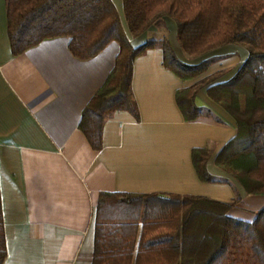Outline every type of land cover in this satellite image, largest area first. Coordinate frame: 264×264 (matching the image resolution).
I'll use <instances>...</instances> for the list:
<instances>
[{
  "label": "crops",
  "instance_id": "0c3cea01",
  "mask_svg": "<svg viewBox=\"0 0 264 264\" xmlns=\"http://www.w3.org/2000/svg\"><path fill=\"white\" fill-rule=\"evenodd\" d=\"M111 2L123 16L122 1ZM123 25L133 47L166 38L183 63L216 61L201 76L182 81L163 66L161 49L137 57L131 93L138 120L126 111L115 112L103 125L101 149L94 151L79 123L113 70L119 44L110 42L95 57L82 60L70 52V38L59 36L13 56L7 4L0 0L3 264H92L96 225L122 232L110 242L100 241V251H116L109 257L111 264H174L178 242H156L164 235L173 238L178 230L173 197L232 203L238 196L228 215L248 223L264 208V195H247L215 165L237 129L208 98L207 87L197 92L195 104L209 115L186 121L176 101L179 91L205 78L217 76L211 85L229 80L246 51L228 45L191 60L179 47L172 19L164 18L137 38L130 36L125 21ZM204 148L211 152L206 170L217 182H202L195 171L192 151ZM101 195L108 197L99 203ZM123 195L131 197H115Z\"/></svg>",
  "mask_w": 264,
  "mask_h": 264
},
{
  "label": "trees",
  "instance_id": "16d2710c",
  "mask_svg": "<svg viewBox=\"0 0 264 264\" xmlns=\"http://www.w3.org/2000/svg\"><path fill=\"white\" fill-rule=\"evenodd\" d=\"M121 1L132 38L169 18L176 24L179 47L188 59L204 57L228 45L246 51L245 61L229 80L211 85L217 76L205 78L179 91L176 101L186 121L209 115L195 104L197 92L207 87L208 98L223 109L237 129L236 136L217 155L215 165L236 180L247 195H264V0ZM6 4L13 56L59 36L70 38V52L82 60L95 57L110 42L119 44L113 70L85 107L79 123L94 151L101 149L103 125L115 112L126 111L138 120L131 93L137 57L149 49H161L163 66L182 81L201 76L216 61L211 57L195 65L183 63L166 38L148 39L133 47L111 0H6ZM210 156L206 148L194 149L192 162L200 181L214 183L217 180L206 170ZM104 197L108 196L101 195L99 203ZM173 198L172 210L179 212L178 230L173 238L164 235L156 242H178L179 260L174 264H264V208L248 223L228 215L240 201L238 196L232 203L193 196ZM117 234L122 236L114 226L101 229L96 225L92 264H111L109 257L116 251H100V241L110 242ZM5 258L0 206V264Z\"/></svg>",
  "mask_w": 264,
  "mask_h": 264
},
{
  "label": "rangeland",
  "instance_id": "374dc122",
  "mask_svg": "<svg viewBox=\"0 0 264 264\" xmlns=\"http://www.w3.org/2000/svg\"><path fill=\"white\" fill-rule=\"evenodd\" d=\"M120 19H121V22H122V24H124V20H123V16H120ZM124 26V25H123ZM210 56V55H209ZM207 58V57H206ZM217 68V66H214V67H212V68H210V70L206 73V74H209V73H211L213 70H215ZM205 74V75H206Z\"/></svg>",
  "mask_w": 264,
  "mask_h": 264
}]
</instances>
